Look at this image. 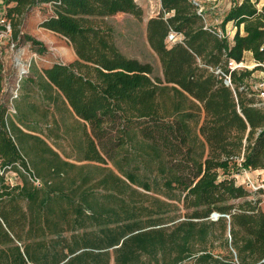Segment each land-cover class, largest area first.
Instances as JSON below:
<instances>
[{"label": "trees", "instance_id": "1", "mask_svg": "<svg viewBox=\"0 0 264 264\" xmlns=\"http://www.w3.org/2000/svg\"><path fill=\"white\" fill-rule=\"evenodd\" d=\"M159 1L147 40L162 76L127 56L105 21L141 17L136 0H7L16 5L0 15L18 44L46 51L20 24L24 7L46 3L40 26L74 47L77 60L45 68L39 86L83 122L75 147L86 163L24 133L0 105V264H264V211L235 178L264 169L254 87L264 3L232 0L213 24L196 0ZM248 52L254 67L232 70L230 61L249 64Z\"/></svg>", "mask_w": 264, "mask_h": 264}, {"label": "rangeland", "instance_id": "2", "mask_svg": "<svg viewBox=\"0 0 264 264\" xmlns=\"http://www.w3.org/2000/svg\"><path fill=\"white\" fill-rule=\"evenodd\" d=\"M209 12V22L216 24V18L221 19L230 9L232 0H196ZM143 13L136 17L131 13H116L105 18L115 28L116 42L120 49L130 57H136L142 61H150L155 67L158 75H163L161 61L158 55L150 47L147 40V23L150 18L157 16L161 10L159 0H136ZM264 0H258L257 6L262 8ZM15 2L7 3V0H0V12L7 11L13 7ZM50 13L49 5L43 3L32 7L26 6L20 14V24L24 32L42 42L46 48L40 52L28 42L19 43L22 54L17 55V49L4 48L2 59V76L0 78V105L8 108L10 118L24 131L41 137L47 144L57 151L66 160L77 164L86 163L78 161L79 153L75 147V140H80L84 133L83 122L76 121L68 103L60 97L57 102L48 101L40 89L39 83L43 80V70L56 62L70 64L77 60L72 43L64 36L41 27V22ZM231 25V23H229ZM230 27V26H229ZM176 40V39H175ZM170 37L169 41L174 42ZM25 48V49H24ZM18 57V58H17ZM250 67H253L250 57L247 56ZM26 65L27 76V98L21 96L13 97V92L19 84L21 67ZM256 85L264 80V72L256 70L254 73ZM32 81V82H31ZM21 83V81H20ZM23 84V82H22ZM21 84V85H22ZM264 87V85H263ZM21 107L19 112L18 108ZM20 117L24 122L20 121ZM90 131V126H87ZM30 145L39 144L37 141L28 140ZM10 181L15 183L18 180L15 172H11ZM236 182L244 185L254 193L251 198L259 199L264 211V169L247 170L235 174ZM252 182L257 189L248 185ZM252 185V184H251Z\"/></svg>", "mask_w": 264, "mask_h": 264}, {"label": "built area", "instance_id": "3", "mask_svg": "<svg viewBox=\"0 0 264 264\" xmlns=\"http://www.w3.org/2000/svg\"><path fill=\"white\" fill-rule=\"evenodd\" d=\"M0 25L2 26V28L0 29V78L2 76V72H3V68H2V59H3V55H4V48L8 47L11 50H15L17 49V55L20 57V55L22 54L23 49L22 48H18L19 44H18V39H15L13 36V27L11 25V22L8 21L4 16L0 15ZM24 32V31H22ZM173 38V36H171ZM175 40V38H174ZM25 49V48H24ZM20 54V55H19ZM18 58V57H17ZM21 58V57H20ZM254 67V64H252ZM229 66L232 70L235 69H240V68H245V67H250L249 64H246L245 62H240L237 63L235 61H230L229 62ZM264 72V70H261ZM27 72L28 69L26 67V65H24L23 67H21L20 70V79H19V84L17 85L16 89L14 90V94L13 97H18L19 95V88H20V81L22 79H24L27 76ZM225 82L227 84H231V79L230 76L226 75L225 76ZM261 85H256L255 83V89H257L258 91V98L260 99L257 103V105H262L264 106V80L260 83ZM247 171V170H245ZM248 185L252 186L254 189H257V187L252 183V182H248ZM252 184V185H251Z\"/></svg>", "mask_w": 264, "mask_h": 264}, {"label": "crops", "instance_id": "4", "mask_svg": "<svg viewBox=\"0 0 264 264\" xmlns=\"http://www.w3.org/2000/svg\"><path fill=\"white\" fill-rule=\"evenodd\" d=\"M230 7H231V4H230ZM220 20L221 19L218 20V18H216V20H215L216 24H218L220 22ZM226 30H227V33L232 37L236 31V28L234 27L233 23H231V25L227 24ZM246 55L251 58L252 54L250 52H248V53H246ZM20 95L24 96V98H27V77L23 81V84H22V87L20 90Z\"/></svg>", "mask_w": 264, "mask_h": 264}, {"label": "water", "instance_id": "5", "mask_svg": "<svg viewBox=\"0 0 264 264\" xmlns=\"http://www.w3.org/2000/svg\"><path fill=\"white\" fill-rule=\"evenodd\" d=\"M219 216H220L219 213H213V215H212V217H213L214 219H217Z\"/></svg>", "mask_w": 264, "mask_h": 264}]
</instances>
